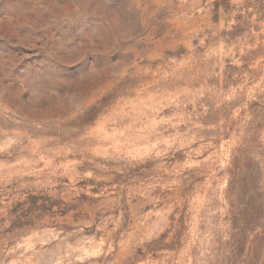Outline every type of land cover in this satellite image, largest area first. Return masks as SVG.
Segmentation results:
<instances>
[{"label": "rangeland", "instance_id": "374dc122", "mask_svg": "<svg viewBox=\"0 0 264 264\" xmlns=\"http://www.w3.org/2000/svg\"><path fill=\"white\" fill-rule=\"evenodd\" d=\"M0 264H264V0H0Z\"/></svg>", "mask_w": 264, "mask_h": 264}]
</instances>
